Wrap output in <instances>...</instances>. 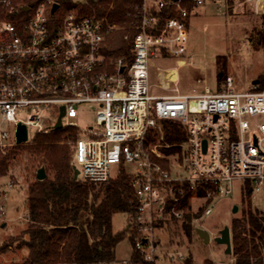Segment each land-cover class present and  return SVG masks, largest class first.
<instances>
[{
  "label": "built area",
  "instance_id": "built-area-1",
  "mask_svg": "<svg viewBox=\"0 0 264 264\" xmlns=\"http://www.w3.org/2000/svg\"><path fill=\"white\" fill-rule=\"evenodd\" d=\"M33 1L0 0V151L17 145L18 123L35 132L52 129L63 106L61 128L75 130L72 167L79 169L81 181L105 183L115 164L136 167L129 180L139 203L134 248L145 262L155 259L160 222L181 219L186 211L178 207L184 188L191 192L189 202H202L204 215L211 214L217 196L229 195L237 184L241 190L247 182L250 193L264 188V73L243 91L234 90L227 74L214 91L205 85L191 94L176 87L173 94L150 92V61L187 53L189 10L183 0L169 1L180 16L167 18L159 33L153 12L165 2L141 0L140 29L127 67L123 58L110 60L104 54L105 37L115 25L86 11L89 0H69L71 7ZM185 1L191 8L207 1L239 2L250 5L254 15H264V0ZM168 70L160 78L171 80ZM83 103L96 105L99 128L80 127L74 120ZM158 119L181 122L185 140L151 144L147 131ZM27 137L26 142L28 130ZM163 147L174 152L162 153L158 148ZM163 159L167 167L159 163ZM6 197L2 190L0 221ZM120 264L139 262L129 255Z\"/></svg>",
  "mask_w": 264,
  "mask_h": 264
},
{
  "label": "trees",
  "instance_id": "trees-1",
  "mask_svg": "<svg viewBox=\"0 0 264 264\" xmlns=\"http://www.w3.org/2000/svg\"><path fill=\"white\" fill-rule=\"evenodd\" d=\"M40 0H34L36 4ZM71 7L69 0H54ZM165 4L155 10L156 29L161 31L164 22L170 17H179L176 5L163 0ZM188 9L191 5L185 0L181 2ZM141 0H89L85 7L88 12H95L99 19L115 25L106 35L103 49L107 58H123L126 67L132 60V44L134 35L140 29ZM262 26L256 30V39L264 42V15ZM157 128L147 131V140L152 144H177L186 138L185 126L175 120L158 119ZM76 138L72 127L49 129L47 132H36L33 141L17 143L4 153H0V179L9 173L12 161L18 151H24L36 159V168L43 167L52 176H45L28 185L26 194V210L28 226L21 232L20 244L26 248L27 255L20 262L9 264H101L115 260L116 245L127 238L130 243L131 257L139 264H155L145 262L141 253L134 248V239L138 235L133 222L138 208V199L129 183L130 175L119 163L115 177L97 185L73 178L70 164L69 141ZM169 154L172 148H160ZM163 167L166 160H160ZM1 191V187H0ZM245 205L240 215L230 221V245L234 257L233 264H264V213L258 212L250 202L248 183L241 188ZM201 194L200 191L197 192ZM191 192L184 188L179 208H189ZM204 206L191 213L182 214L181 230L189 239L196 233L194 219L202 215ZM123 213L127 216V224L121 230L112 227L113 214ZM17 239V238H16ZM15 240V239H14ZM19 240V239H17ZM13 242V240H11ZM10 243L3 242L0 251ZM183 264H196L191 256L181 261Z\"/></svg>",
  "mask_w": 264,
  "mask_h": 264
},
{
  "label": "rangeland",
  "instance_id": "rangeland-1",
  "mask_svg": "<svg viewBox=\"0 0 264 264\" xmlns=\"http://www.w3.org/2000/svg\"><path fill=\"white\" fill-rule=\"evenodd\" d=\"M62 6L57 13L64 11ZM186 16L188 27L186 31V55L183 58H156L150 61V92L152 94H173L174 88L180 93L191 94L200 92L205 85L211 90H217L223 78L229 74L233 78V88L243 91L256 78L264 73V42L256 39V30L262 26L260 15H254L251 6L242 3L226 4L220 1H207L202 5H193L188 9ZM168 69H172L169 71ZM174 69L179 76L177 80H163L161 75L168 70L169 74L175 75ZM167 71V73H168ZM172 72V73H171ZM204 80V82L199 80ZM96 105L83 103L78 107L79 114L74 119L80 127L96 126L94 111ZM151 116H153L151 114ZM159 131V126L154 127ZM28 136L33 141L36 134L34 127H27ZM72 142L70 148V164L72 165ZM27 143V142H25ZM152 144V143H151ZM11 148V147H10ZM10 148L0 151L4 153ZM160 149V148H158ZM36 159L24 151H18L12 161L10 171L0 179L1 191L7 192L4 199L5 213L0 221V246L3 242L10 244L0 251V264L20 262L26 255V248L20 244L21 232L28 226L26 194L28 185L33 181L37 169ZM114 178L118 172V165H112ZM127 174L134 173L133 164H123ZM46 176H52L45 170ZM79 178V177H78ZM11 181L12 187L8 186ZM100 184H97V188ZM0 191V193H1ZM242 192L235 185L232 192L227 196H217L214 208L210 215H200L194 219L193 225L209 231L210 240L203 243L194 233L187 238L181 230V219H167L161 221L162 229L156 230L158 245L155 264H183L181 261L186 256H191L196 264H233L232 254L224 252L225 245L213 241L214 236L219 234L220 229L227 225L233 217L240 215V209L245 205L242 200ZM252 207L258 212L264 213V188L250 193ZM236 205L235 212L232 207ZM202 206L199 200L191 199L186 211L194 213ZM112 227L114 231L121 230L127 224V216L116 212L112 215ZM19 240H17V239ZM15 239V240H14ZM13 240V242H11ZM115 260L107 264H120V259L130 252V243L127 238L119 241L115 247Z\"/></svg>",
  "mask_w": 264,
  "mask_h": 264
},
{
  "label": "water",
  "instance_id": "water-1",
  "mask_svg": "<svg viewBox=\"0 0 264 264\" xmlns=\"http://www.w3.org/2000/svg\"><path fill=\"white\" fill-rule=\"evenodd\" d=\"M57 8L56 3H54L52 5V9L51 11L53 12L55 9ZM25 10H27V7H24ZM254 84L257 83V80H253L252 81ZM64 114V107L62 106L60 108V113L56 118V122L53 126L54 129H60L62 127V123L60 118L63 116ZM15 138H16V142L18 143H22V142H26L28 137H27V128L24 124L22 123H18L17 124V128H16V132H15ZM73 169V178L77 179L78 178V174H79V169L76 168L75 166L72 167ZM46 173H45V169H43V167H39L37 168V172H36V178L37 179H43L45 178ZM237 209V206L234 205L232 207V211L235 212ZM196 231L197 236L202 240L203 243H208L210 240V233L208 230L202 228V227H196L194 229ZM213 241L218 243V244H222L225 245V249L224 252L226 254H230L231 253V245H230V229L227 225H224L220 231L219 234L214 236Z\"/></svg>",
  "mask_w": 264,
  "mask_h": 264
},
{
  "label": "crops",
  "instance_id": "crops-1",
  "mask_svg": "<svg viewBox=\"0 0 264 264\" xmlns=\"http://www.w3.org/2000/svg\"><path fill=\"white\" fill-rule=\"evenodd\" d=\"M170 71H171V69H170ZM174 71H175V75H174V73L171 72V73H172L171 81H173L174 78L177 80V76H179L178 73H177V70L174 69ZM156 95H158V94H156ZM130 254H131V249H130L129 254H128L127 256L122 257V258L128 257ZM122 258H121V259H122ZM121 259H120V261H121ZM101 264H107V263H101Z\"/></svg>",
  "mask_w": 264,
  "mask_h": 264
},
{
  "label": "bare ground",
  "instance_id": "bare-ground-1",
  "mask_svg": "<svg viewBox=\"0 0 264 264\" xmlns=\"http://www.w3.org/2000/svg\"><path fill=\"white\" fill-rule=\"evenodd\" d=\"M171 70H172V69H171ZM169 71H170V70H169ZM169 71H168L167 75L171 77V75L169 74ZM171 78H172V77H171Z\"/></svg>",
  "mask_w": 264,
  "mask_h": 264
}]
</instances>
